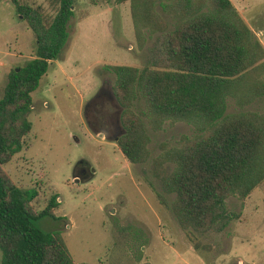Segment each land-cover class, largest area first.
I'll use <instances>...</instances> for the list:
<instances>
[{"label": "trees", "instance_id": "1", "mask_svg": "<svg viewBox=\"0 0 264 264\" xmlns=\"http://www.w3.org/2000/svg\"><path fill=\"white\" fill-rule=\"evenodd\" d=\"M11 1L35 35V55L9 70L0 96V264H75L61 231L35 223L55 217L57 195L36 211V189L17 186L2 166L31 129V91L68 38L75 0H57L51 16L39 5ZM129 1L139 45L152 39L146 65H105L120 105L116 142L130 162H143L150 155L146 123L152 130L177 120L195 127L175 144L162 141L150 170L157 198L191 246L206 248L199 234L218 236L239 216L227 197L243 199L264 180V109L227 111L228 97L242 106L264 95V46L231 0ZM157 4L173 14L172 28Z\"/></svg>", "mask_w": 264, "mask_h": 264}, {"label": "rangeland", "instance_id": "2", "mask_svg": "<svg viewBox=\"0 0 264 264\" xmlns=\"http://www.w3.org/2000/svg\"><path fill=\"white\" fill-rule=\"evenodd\" d=\"M21 1L39 5L47 16L57 2ZM245 3L248 23L264 41V0ZM156 8L172 28L173 14L158 4ZM151 39L139 45L129 0H75L68 38L31 91V129L3 168L17 186L36 189L31 201L36 211L57 195L55 217L44 215L35 223L61 231L75 264H264V180L243 199L227 197L239 216L218 236L199 234L208 247L196 250L172 211L157 198L160 186L150 170L162 141L175 144L195 127L177 120L152 130L146 123L150 155L143 162H130L116 140L88 125L92 104L87 102L102 87L114 96L112 102L106 99V111L113 116L120 112L112 90L114 73L105 65H146ZM34 55L33 31L11 0H0V96L9 70ZM227 101V111L264 109V95L242 106L231 97ZM80 159L93 169L90 177L76 172ZM166 197L171 200L173 193Z\"/></svg>", "mask_w": 264, "mask_h": 264}, {"label": "flooded vegetation", "instance_id": "3", "mask_svg": "<svg viewBox=\"0 0 264 264\" xmlns=\"http://www.w3.org/2000/svg\"><path fill=\"white\" fill-rule=\"evenodd\" d=\"M106 99H109V101L112 102L114 96L102 87L94 94L92 99L87 102V106L92 104V114L91 117H87L88 115L86 114V121L95 132L100 131L102 137H109L116 140L123 132L119 120L120 112H118L116 116H113L111 113L106 111ZM97 104L99 105L98 107ZM75 170L81 176L86 175L87 177H90L93 173V169L89 167L83 159H80L76 163Z\"/></svg>", "mask_w": 264, "mask_h": 264}, {"label": "crops", "instance_id": "4", "mask_svg": "<svg viewBox=\"0 0 264 264\" xmlns=\"http://www.w3.org/2000/svg\"><path fill=\"white\" fill-rule=\"evenodd\" d=\"M233 3H234V5L236 6V8H237V10L239 11V13L241 14V16L244 18V20L247 22V24L249 25V27H250V30L252 31V33H253V35L256 37V38H258V36L259 35H257V33H256V31L255 32H253L254 30L251 28V25L248 23V21H247V18H246V16H245V8H246V3H245V0H231ZM261 32H262V29H261ZM259 33H260V30H259ZM258 33V34H259ZM260 41H261V43L263 44V46H264V41L261 39V38H258ZM256 188V187H255ZM254 188V189H255ZM253 189V190H254ZM252 190V191H253ZM251 191V192H252ZM250 192V193H251Z\"/></svg>", "mask_w": 264, "mask_h": 264}]
</instances>
